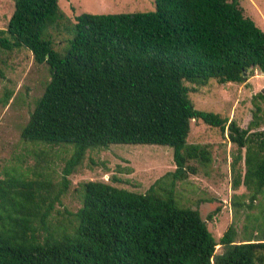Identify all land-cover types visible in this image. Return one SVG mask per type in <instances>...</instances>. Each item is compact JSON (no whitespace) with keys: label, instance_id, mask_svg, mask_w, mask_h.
I'll list each match as a JSON object with an SVG mask.
<instances>
[{"label":"trees","instance_id":"trees-1","mask_svg":"<svg viewBox=\"0 0 264 264\" xmlns=\"http://www.w3.org/2000/svg\"><path fill=\"white\" fill-rule=\"evenodd\" d=\"M154 3L151 11L72 19L60 0H15L0 28V52L25 48L51 75L22 137L75 148L60 182L42 174L0 180V264H264V229L237 240L232 224L217 240L201 212L181 206L173 191L197 172L192 162H212L207 145L188 142L192 121L201 120L236 146L233 188L244 183L251 203L264 194V131H252L256 119L244 128L199 110L188 85L264 75V29L237 0ZM55 35L65 37L63 46ZM113 144L173 147L176 169L165 177L171 187L165 178L145 193L85 181L78 189L82 206L69 212L68 223L52 226L87 151Z\"/></svg>","mask_w":264,"mask_h":264},{"label":"rangeland","instance_id":"rangeland-1","mask_svg":"<svg viewBox=\"0 0 264 264\" xmlns=\"http://www.w3.org/2000/svg\"><path fill=\"white\" fill-rule=\"evenodd\" d=\"M237 1L245 15L264 29V0ZM60 6L72 19L83 12L128 13L155 9L154 0H60ZM14 9L15 0H0V28L7 27ZM54 40L60 46L66 41L64 36H56ZM50 79L48 66L36 63L31 51L21 48L11 53L0 52V180L11 176L36 178L41 174L55 182L62 180L75 145L34 143L22 137L35 102L43 95ZM188 85L196 89L190 97L197 109L220 113L244 128L256 119L258 124L252 126V131H264V97L260 95H264V75L260 71H255L243 83H221L212 78L204 86ZM7 93L10 100L6 105ZM188 142L207 145L212 162L207 166L192 162L197 172L177 182L173 189L176 201L183 207L198 209L217 240L232 224L237 228V240L251 232L261 234L264 194L251 203L250 191L244 183L238 189L233 188L232 162L237 149L227 133L201 120H193ZM175 169L171 146L113 144L88 150L70 176L71 186L61 204L56 205L50 224L59 226L72 219L68 214L82 206L78 189L85 181L104 180L145 193ZM165 181V187H171L172 181L166 178ZM239 202L246 205L238 208L235 203Z\"/></svg>","mask_w":264,"mask_h":264}]
</instances>
